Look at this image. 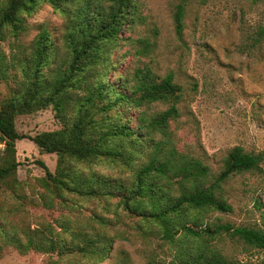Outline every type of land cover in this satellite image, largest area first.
I'll return each mask as SVG.
<instances>
[{"label": "trees", "instance_id": "1", "mask_svg": "<svg viewBox=\"0 0 264 264\" xmlns=\"http://www.w3.org/2000/svg\"><path fill=\"white\" fill-rule=\"evenodd\" d=\"M189 1L180 0L175 6L179 35ZM43 3L65 18L62 61L56 63L60 50L47 29L35 37L30 54L13 56L14 71L0 51V77L17 79V70L23 74L19 90L0 106V142L5 145L0 183L8 188L17 185L16 141L23 136L16 128L17 114L51 104L64 122L60 129L32 137L45 152L58 155L55 172L41 162L46 175L39 180L45 188L43 206L59 213L28 231L33 250L48 254L47 264L102 262L121 235L112 234L111 219L87 202L114 197L131 213L139 212L159 226L175 264H230L216 242L224 236L264 250V229L205 220L210 209L232 210L222 193L224 184L236 173L262 171L264 152L234 146L220 172L212 173L206 162L175 144L171 121L180 116L183 89L174 74L159 76L149 64L126 74L118 72L112 48L135 22L136 0H0V41L8 34L24 33L27 15ZM259 35L264 36V27ZM139 42L142 54L148 53L151 42L146 38ZM110 71L118 78L110 80ZM160 102L167 107L148 112L151 104ZM100 162L120 163L132 175L105 174L94 168ZM8 240L23 253L29 250L19 232L8 235Z\"/></svg>", "mask_w": 264, "mask_h": 264}, {"label": "rangeland", "instance_id": "2", "mask_svg": "<svg viewBox=\"0 0 264 264\" xmlns=\"http://www.w3.org/2000/svg\"><path fill=\"white\" fill-rule=\"evenodd\" d=\"M179 1L136 0L137 18L123 31L111 55L118 72L124 74L145 64L159 76L174 74L183 89L178 102L180 116L171 121L175 144L182 152L202 159L212 173L218 174L234 146L240 145L248 152H264V36L259 35L264 27V0H190L181 35L176 32L174 21ZM64 21L62 12L49 3L27 15L24 33L17 37L8 34L0 41V51L6 56L10 71H14L12 65L17 66L13 56L30 54L35 37L43 29L49 31L60 50L56 62L60 63L66 55ZM141 38L151 42L146 54H142ZM22 76L17 70V79L12 75L0 77V106L19 90ZM108 78L117 79V72L110 71ZM166 107V103H153L148 112ZM15 124L23 136L16 141L17 185L8 188L0 183V264H47L48 254L33 250L28 231L59 215L43 206L41 192L45 188L39 180L46 175L41 162L55 172L58 155L45 152L32 137L60 129L64 122L50 104L17 114ZM4 148L0 142V159ZM94 168L117 178L132 175L128 167L116 162H100ZM222 193L232 210L210 209L205 220L219 219L264 229V163L260 172L232 175ZM118 201L119 197H114L87 202L88 207L111 219L112 234L121 235L110 254L96 264H175L174 253L158 232L159 226L139 212L131 213ZM14 231L29 246L27 252H21L8 240ZM216 242L231 259L230 264H264L262 249L228 236Z\"/></svg>", "mask_w": 264, "mask_h": 264}, {"label": "water", "instance_id": "3", "mask_svg": "<svg viewBox=\"0 0 264 264\" xmlns=\"http://www.w3.org/2000/svg\"><path fill=\"white\" fill-rule=\"evenodd\" d=\"M43 149V148H42ZM44 150V149H43Z\"/></svg>", "mask_w": 264, "mask_h": 264}]
</instances>
